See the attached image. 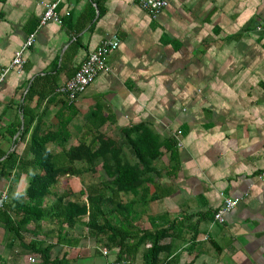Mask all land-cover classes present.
Here are the masks:
<instances>
[{"label":"crops","instance_id":"1","mask_svg":"<svg viewBox=\"0 0 264 264\" xmlns=\"http://www.w3.org/2000/svg\"><path fill=\"white\" fill-rule=\"evenodd\" d=\"M164 1L152 18L135 0H101L99 12L92 0H0V71L34 35L21 66L0 82V155L25 154L27 137L13 146L17 134L11 138L6 130L21 129V105L32 80L47 75L56 87L63 84L102 39L115 34L119 45L107 56L108 71L71 104L67 145L88 143V130L101 119L95 126L110 138L143 125L160 142H173V152L160 149L158 173L146 185L147 196L157 199L143 203L136 226L152 230L164 225L162 218L177 222L169 264H264V0ZM51 3L60 22L39 25L42 5ZM48 100L34 112L44 113L40 127L51 129L69 111L61 95ZM34 106L35 98L29 103ZM17 172L0 179L9 197L27 185L28 177ZM226 198L238 202L217 224L209 217ZM43 224L35 237L27 226L11 248L0 227V264H29V257L38 264L30 241L54 246L50 257L65 254L71 264L113 259L114 250L103 256L105 249L89 241L68 247L53 224ZM83 233L67 230L75 239ZM140 257L141 251L131 264H141Z\"/></svg>","mask_w":264,"mask_h":264},{"label":"trees","instance_id":"2","mask_svg":"<svg viewBox=\"0 0 264 264\" xmlns=\"http://www.w3.org/2000/svg\"><path fill=\"white\" fill-rule=\"evenodd\" d=\"M92 2L99 12L101 0ZM93 17V8H90L87 19L91 21ZM55 89V79L51 76L32 80L21 105V129L11 126L6 130L11 138L17 134L13 146L26 137L27 141L23 156L14 150L0 155V179L17 170V177L25 174L28 181L22 192L8 196L0 210L5 245L11 248L16 239H20L19 232L25 231L27 226L33 228L30 233L34 236L44 222H50L58 230L59 241H66L68 247L84 240L104 248L106 255L114 250L113 259L108 262L131 264L141 251V264H169L174 250L171 233L177 222L169 223L162 218L164 225L151 223L152 230H143L136 226L135 221L143 203L157 199L155 195L147 196L146 185L152 183L151 177L158 173L154 164L161 155L160 149L173 152L175 144L160 142L143 125L122 129L118 138H110L99 133L95 126L102 123L104 119H101L88 130L91 133L88 143L78 141L68 146L71 137L68 125L75 115L72 105L63 102L69 114L67 118L57 117V126L51 129L41 128L44 113L36 115L34 112L43 99L49 98L50 101L52 97L59 96ZM33 98L35 106L30 109L29 103ZM93 114L90 112L88 118L94 119ZM96 168L103 172L106 180L82 186L74 199H70L71 193L66 190L60 194L52 192L59 179H81ZM81 196L84 199L80 201ZM48 198L51 199L47 201ZM76 228H83V235L79 234L76 239L68 237L67 230ZM166 237L170 240L164 243ZM52 247L44 245V241H30L27 246L30 253L38 256V264H71L65 254L51 258Z\"/></svg>","mask_w":264,"mask_h":264},{"label":"built area","instance_id":"3","mask_svg":"<svg viewBox=\"0 0 264 264\" xmlns=\"http://www.w3.org/2000/svg\"><path fill=\"white\" fill-rule=\"evenodd\" d=\"M136 5L144 12L149 14L150 17L155 18L165 7L164 0H135ZM43 12L39 18V25L46 22L59 23V17L55 11L56 3L43 4ZM34 42V35L29 34L24 40L21 47L14 53L10 65L0 71V82H2L5 75L11 68L20 67L23 63L22 53L29 48ZM119 45V38L115 34L102 39L96 48L90 52L84 61L79 65L74 74L66 80L63 84L55 89V93L61 95L62 99L68 105L74 103L76 97L80 95L85 88L92 82L94 77L100 73L108 71L106 64L107 56L114 52ZM179 132L176 133L178 135ZM177 147L180 146L176 143ZM8 200V192L6 189L0 188V210L4 207ZM237 199H224L221 206L213 213L212 220L217 224L223 223V215L230 211L237 204ZM103 256L106 255L105 250H101ZM29 264L35 263L34 257L28 258ZM102 264H117L114 262H105Z\"/></svg>","mask_w":264,"mask_h":264},{"label":"rangeland","instance_id":"4","mask_svg":"<svg viewBox=\"0 0 264 264\" xmlns=\"http://www.w3.org/2000/svg\"><path fill=\"white\" fill-rule=\"evenodd\" d=\"M22 178H24V179H23V181H21V184H23L25 179H26L24 176ZM104 180H106V178H105L103 172L100 171V169H99V170H96L95 172H91L87 175L82 176L81 179L80 178L77 179L76 177L61 178L58 180L56 186L52 188V192H54L55 194H60L66 190V191L71 193L70 199H74V196H77L79 190L82 189V186L86 187V185L97 183L99 181H104ZM9 186L12 189L15 188L13 184H9ZM16 186H17V184H16ZM50 199L51 198H48L47 201H49ZM83 199H84V197H82V196L79 197L80 201ZM9 201H10V198H9Z\"/></svg>","mask_w":264,"mask_h":264}]
</instances>
